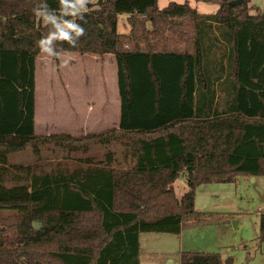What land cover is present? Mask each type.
I'll list each match as a JSON object with an SVG mask.
<instances>
[{
	"label": "trees",
	"instance_id": "16d2710c",
	"mask_svg": "<svg viewBox=\"0 0 264 264\" xmlns=\"http://www.w3.org/2000/svg\"><path fill=\"white\" fill-rule=\"evenodd\" d=\"M158 1L99 0L76 12L60 0H0V264H140L143 233L179 235L205 220L197 187L264 176V14H252L250 0H196L218 6L209 15ZM36 8L84 28L73 44L54 42V62L114 56L117 129L36 137V61L45 54L36 42L55 30ZM120 14L129 34L118 30ZM28 150L34 163H11ZM182 176L188 191L178 199ZM180 264L234 260L184 252Z\"/></svg>",
	"mask_w": 264,
	"mask_h": 264
},
{
	"label": "rangeland",
	"instance_id": "374dc122",
	"mask_svg": "<svg viewBox=\"0 0 264 264\" xmlns=\"http://www.w3.org/2000/svg\"><path fill=\"white\" fill-rule=\"evenodd\" d=\"M98 2L86 0L84 10ZM171 2L188 3L199 14H215L218 10L217 5L196 0H159L158 7L163 9ZM249 6L252 14L258 11L264 14V0H250ZM127 18L126 14L118 16L121 34L130 32ZM38 59L36 137H84L117 129V68L113 55L65 54L58 62L48 55ZM43 158L48 161L47 155ZM54 159L60 158L49 160ZM10 161L34 163L31 150L12 155ZM173 187L176 197L181 199L188 191L185 177L178 178ZM195 211L206 215L205 220L185 228L179 235L143 233L141 263L180 264L181 253L204 252L220 253L224 259L232 257L234 264H264V242L259 241L264 176H241L235 183L200 185L196 189ZM207 218L213 219L211 224Z\"/></svg>",
	"mask_w": 264,
	"mask_h": 264
},
{
	"label": "clouds",
	"instance_id": "9594fccd",
	"mask_svg": "<svg viewBox=\"0 0 264 264\" xmlns=\"http://www.w3.org/2000/svg\"><path fill=\"white\" fill-rule=\"evenodd\" d=\"M60 3L65 8L74 9L76 12L83 11L86 6V0H74V3L67 4L66 0H60ZM34 12L37 16L41 17L42 20L49 24L51 21L54 25L55 30H50L47 36L41 37L36 43L40 48L41 52L47 54L48 56L55 57L58 55L56 51H54V42L57 40H65L68 41L69 44H73L72 36L80 37L84 33V28L75 23L74 21H64L62 25L56 24L53 17L45 15L43 11L40 9H34ZM83 18V17H79ZM70 33L72 35H70Z\"/></svg>",
	"mask_w": 264,
	"mask_h": 264
},
{
	"label": "crops",
	"instance_id": "0c3cea01",
	"mask_svg": "<svg viewBox=\"0 0 264 264\" xmlns=\"http://www.w3.org/2000/svg\"><path fill=\"white\" fill-rule=\"evenodd\" d=\"M44 55H46L47 56V54H42V55H40V56H44ZM63 55H65V54H62V55H60L59 56V59L63 56ZM72 55H74V54H72ZM39 56V57H40ZM38 57V58H39ZM37 58V61H36V71H35V80H36V73H37V68H38V59ZM58 59V60H59ZM116 62V61H115ZM116 68H117V65H116ZM116 86V96H117V101H116V103H117V106H118V111H119V117H118V123H117V127L116 128H118L119 127V123H120V115H121V101H120V95H119V88H118V83H117V75H116V84H115ZM35 101H36V91H35ZM37 123H38V108H37V104H36V108H35V126H34V132L36 133V131H37ZM174 188V187H173ZM141 237L142 236H140V246H141ZM141 248V247H140ZM140 264H142L141 263V260H140Z\"/></svg>",
	"mask_w": 264,
	"mask_h": 264
},
{
	"label": "water",
	"instance_id": "95a60500",
	"mask_svg": "<svg viewBox=\"0 0 264 264\" xmlns=\"http://www.w3.org/2000/svg\"><path fill=\"white\" fill-rule=\"evenodd\" d=\"M242 3H243V0H237V1L233 2L232 5H239Z\"/></svg>",
	"mask_w": 264,
	"mask_h": 264
}]
</instances>
